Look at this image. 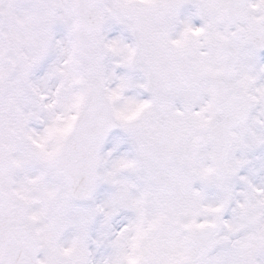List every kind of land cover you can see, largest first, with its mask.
<instances>
[{
  "label": "snow or ice",
  "instance_id": "1",
  "mask_svg": "<svg viewBox=\"0 0 264 264\" xmlns=\"http://www.w3.org/2000/svg\"><path fill=\"white\" fill-rule=\"evenodd\" d=\"M0 264H264V0H0Z\"/></svg>",
  "mask_w": 264,
  "mask_h": 264
}]
</instances>
